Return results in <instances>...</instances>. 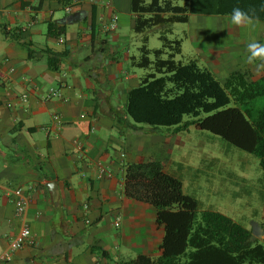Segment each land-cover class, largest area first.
I'll return each mask as SVG.
<instances>
[{
	"label": "crops",
	"instance_id": "crops-1",
	"mask_svg": "<svg viewBox=\"0 0 264 264\" xmlns=\"http://www.w3.org/2000/svg\"><path fill=\"white\" fill-rule=\"evenodd\" d=\"M39 1L0 0V264L158 258L164 227L154 220L150 205L127 198L126 166L161 161L186 192V184L203 180L178 154L176 136H136L116 119L147 73L133 65L140 52L132 49L131 2L75 0L65 8L61 0H46L36 13L25 6ZM115 17L117 28L110 30ZM52 22L66 26L65 37L47 35ZM261 35L244 37L242 49L202 52L201 62L220 80L235 71L260 78L264 68H257L260 61L247 62V45L263 44ZM63 54L59 70L50 69L49 60ZM51 89L63 97L47 99ZM17 189L29 197L26 221L32 240L5 261L24 225L13 203ZM242 191L233 194L251 195L249 189Z\"/></svg>",
	"mask_w": 264,
	"mask_h": 264
},
{
	"label": "trees",
	"instance_id": "trees-1",
	"mask_svg": "<svg viewBox=\"0 0 264 264\" xmlns=\"http://www.w3.org/2000/svg\"><path fill=\"white\" fill-rule=\"evenodd\" d=\"M46 0L31 7L42 10ZM184 3L181 6L180 2ZM65 8L75 0H61ZM135 16L133 30L142 38L140 56L133 65L147 73L127 96L123 113L116 119L136 136L174 137L192 127L211 132L259 160L264 171V108L256 102L264 98V75L254 78L247 71H235L224 80L200 64L178 61L182 40H172L174 24H188L193 16L229 17L234 7L256 9L253 21L264 24V0H130ZM162 27L163 48L150 50L149 30ZM66 26L48 24L47 35L60 39ZM49 60L58 71L62 58ZM188 118V119H186ZM127 198L152 206L157 224L164 227L161 255H140L117 264H264V223L261 236L233 218L203 209L195 196L187 195L184 183L170 175L158 160L128 164L125 168ZM106 255V254H105Z\"/></svg>",
	"mask_w": 264,
	"mask_h": 264
},
{
	"label": "rangeland",
	"instance_id": "rangeland-1",
	"mask_svg": "<svg viewBox=\"0 0 264 264\" xmlns=\"http://www.w3.org/2000/svg\"><path fill=\"white\" fill-rule=\"evenodd\" d=\"M179 4L184 6L182 1ZM171 28L173 34L169 35L170 39L183 42V53L177 60L183 63L198 60L204 67L206 65L200 57L202 52L206 54L210 49L218 51L226 50L227 47L242 49L244 37L249 40L252 34H264V25L260 22L253 21L251 25L237 27L230 23L229 17L222 16H193L190 23L174 24ZM161 31L162 27H158L145 34L149 37L150 50L163 48ZM228 31L231 34L233 32L235 37L228 36ZM262 35L259 40L263 39ZM134 36L136 39L133 40L132 49L134 54H138L144 35L134 32ZM261 43L264 44V41ZM255 106L263 109L264 98H260ZM173 143L178 154L184 156L193 171L202 173L203 183L196 184V190V185L186 184L187 195L198 198L203 209L223 211L231 218H238V223L250 226L256 237L260 238L261 225L264 223V171L260 168L258 158L196 127L176 135ZM244 188L249 189L251 195L245 194L243 197L233 194L242 193ZM149 210L156 220V210L152 206H149Z\"/></svg>",
	"mask_w": 264,
	"mask_h": 264
},
{
	"label": "built area",
	"instance_id": "built-area-1",
	"mask_svg": "<svg viewBox=\"0 0 264 264\" xmlns=\"http://www.w3.org/2000/svg\"><path fill=\"white\" fill-rule=\"evenodd\" d=\"M118 23V18L115 17L114 21L111 25L110 30H116ZM15 70L12 69V73H14ZM63 94L59 90L51 89L50 92L47 95V99L52 98H62ZM29 98L28 94L23 95V100L27 101ZM13 203L16 207V216L19 220L23 222V227L20 230V232L13 238L10 244V251L5 254L4 260L10 261L12 259V256L15 252L22 249L26 244H28L32 240V231L28 225V222L26 221V215L27 210L29 206V197L24 193L23 189H17L13 190Z\"/></svg>",
	"mask_w": 264,
	"mask_h": 264
},
{
	"label": "clouds",
	"instance_id": "clouds-1",
	"mask_svg": "<svg viewBox=\"0 0 264 264\" xmlns=\"http://www.w3.org/2000/svg\"><path fill=\"white\" fill-rule=\"evenodd\" d=\"M261 10L264 11V5L261 6ZM255 15V8L245 10L237 6L229 14L230 23L237 27H245L252 24ZM247 52L249 53L247 56L249 64L260 61L261 63L257 65V68H264V44H260L255 40L250 41L247 45Z\"/></svg>",
	"mask_w": 264,
	"mask_h": 264
}]
</instances>
